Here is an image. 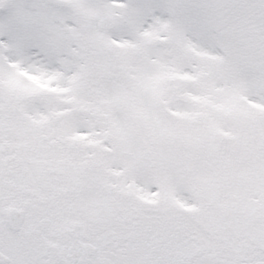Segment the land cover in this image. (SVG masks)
<instances>
[{"label":"snow or ice","instance_id":"1","mask_svg":"<svg viewBox=\"0 0 264 264\" xmlns=\"http://www.w3.org/2000/svg\"><path fill=\"white\" fill-rule=\"evenodd\" d=\"M0 264H264V0H0Z\"/></svg>","mask_w":264,"mask_h":264}]
</instances>
